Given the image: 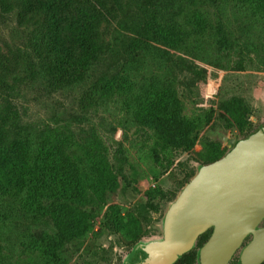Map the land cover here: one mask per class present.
I'll return each mask as SVG.
<instances>
[{
	"label": "rangeland",
	"instance_id": "374dc122",
	"mask_svg": "<svg viewBox=\"0 0 264 264\" xmlns=\"http://www.w3.org/2000/svg\"><path fill=\"white\" fill-rule=\"evenodd\" d=\"M98 1L108 20L101 28L106 59L84 86L56 91L33 63L30 28L19 25L16 11L3 15L0 9V115L36 143H64L83 176L82 210L92 226L55 252L41 251L35 241L51 236L47 220L24 217L20 200L3 199L0 264H122L137 240L149 244L162 238L163 218L172 203L163 193L176 199L198 167L227 152L222 136L236 142L264 124V19L238 0H173L165 10L156 0L164 19L184 22L200 15L205 31L181 47L149 42L134 54L131 39L138 38L137 29L156 7L147 0ZM6 57L17 63L16 72L1 69ZM239 61L242 72L236 71ZM97 79L119 85L126 80L129 90L103 95L91 88ZM209 85L218 87L215 96L208 94ZM152 86L170 89L179 118L193 127L180 148L167 145L154 128L133 117L130 98ZM119 164L127 182L116 175ZM96 168L115 176L100 198L90 186ZM146 204L152 206L146 221L128 225L137 217L135 206ZM42 206L45 211L48 202Z\"/></svg>",
	"mask_w": 264,
	"mask_h": 264
},
{
	"label": "trees",
	"instance_id": "16d2710c",
	"mask_svg": "<svg viewBox=\"0 0 264 264\" xmlns=\"http://www.w3.org/2000/svg\"><path fill=\"white\" fill-rule=\"evenodd\" d=\"M147 1L156 7V0ZM172 1L162 0V9L173 4ZM238 1L254 15L264 19V0ZM141 2L144 7L145 3L140 1L139 4ZM156 8L152 9L153 13L144 18L137 29L138 38L131 39L129 49L132 53L136 54L138 50L147 47L149 42L167 48L181 47L188 39L198 38L205 31L206 24L200 15H195L191 20L176 22L164 19L163 10ZM0 9L3 15L16 11L19 25L30 28L28 47L33 63L41 69L43 80L54 91L84 86L90 82L94 69L106 59L108 45L103 41L101 28L108 20L98 0H0ZM12 62L7 57L2 58L1 69L8 73L16 72L17 63ZM244 70L245 66L239 61L236 71ZM104 80L97 79L91 84L92 90L103 95L129 90L126 80L121 85L115 84L114 79ZM150 88L130 98L133 117L137 122L154 128L158 137L167 145L180 148L188 140L193 127L179 118V103L170 89ZM59 121L55 119V122ZM15 129L9 125L6 117L0 115V201L20 200V211L24 217L31 216L37 220L45 218L52 234L46 241L36 239L35 245L41 251L55 252L64 243L80 239L92 229L88 215L82 210L84 179L66 154L63 142L48 144L43 140L36 143L28 133L20 135V130ZM223 153L220 152L221 155L210 163L227 152ZM203 166L198 167V170ZM96 172L98 175L94 181H90V186L96 197L100 198L115 176L100 168H96ZM116 175L127 182L120 164ZM163 194L173 203L175 196L172 193L169 197ZM43 202H48L45 211ZM135 207L138 218H131L128 223L130 226L138 224L139 219L146 221V213L152 208L149 204ZM164 223L165 215L163 234ZM117 225H123L121 220ZM211 233L212 229H209L199 236L194 247L174 264H203L201 250ZM147 245V242L137 240L122 264H127L136 251ZM236 262L237 259L233 264Z\"/></svg>",
	"mask_w": 264,
	"mask_h": 264
},
{
	"label": "water",
	"instance_id": "95a60500",
	"mask_svg": "<svg viewBox=\"0 0 264 264\" xmlns=\"http://www.w3.org/2000/svg\"><path fill=\"white\" fill-rule=\"evenodd\" d=\"M208 94L218 93L216 85ZM228 152L201 167L165 214L162 239L139 249L127 264H174L199 236L212 229L201 250L203 264H229L245 239L236 264L264 262V124L235 142L221 137Z\"/></svg>",
	"mask_w": 264,
	"mask_h": 264
},
{
	"label": "flooded vegetation",
	"instance_id": "af4514ba",
	"mask_svg": "<svg viewBox=\"0 0 264 264\" xmlns=\"http://www.w3.org/2000/svg\"><path fill=\"white\" fill-rule=\"evenodd\" d=\"M226 144H227V143H226ZM226 146H227V145H226ZM228 150H229V149H228ZM227 152H228V151H227ZM225 154H226V153H225ZM163 235H164V234H163V232H162V237H163ZM161 239H162V238H161ZM245 240H246V241H247V240L249 241V240H250V237H248V238L245 239ZM248 241H247V242H248ZM243 246H244V245H242V247H243ZM242 247H241V248H242ZM241 248L238 249V250H239V253H240V251H241ZM239 253H238V256H237V258H236V259H237V262H238ZM232 258H233V257H232ZM231 260H232V259H231ZM237 262H236V263H237ZM236 263H235V264H236ZM263 263H264V262H263Z\"/></svg>",
	"mask_w": 264,
	"mask_h": 264
}]
</instances>
